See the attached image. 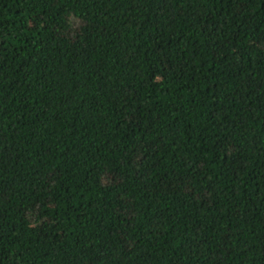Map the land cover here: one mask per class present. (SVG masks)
<instances>
[{"label":"trees","instance_id":"16d2710c","mask_svg":"<svg viewBox=\"0 0 264 264\" xmlns=\"http://www.w3.org/2000/svg\"><path fill=\"white\" fill-rule=\"evenodd\" d=\"M0 264H264V0H0Z\"/></svg>","mask_w":264,"mask_h":264}]
</instances>
